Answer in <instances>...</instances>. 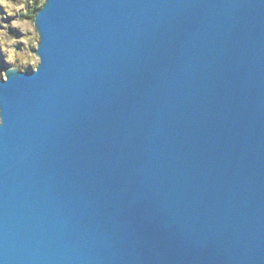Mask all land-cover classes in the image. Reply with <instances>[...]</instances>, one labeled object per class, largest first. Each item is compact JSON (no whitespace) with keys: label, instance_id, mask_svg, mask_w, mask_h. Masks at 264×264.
<instances>
[{"label":"water","instance_id":"water-1","mask_svg":"<svg viewBox=\"0 0 264 264\" xmlns=\"http://www.w3.org/2000/svg\"><path fill=\"white\" fill-rule=\"evenodd\" d=\"M0 79V264H264V0H46Z\"/></svg>","mask_w":264,"mask_h":264},{"label":"rangeland","instance_id":"rangeland-1","mask_svg":"<svg viewBox=\"0 0 264 264\" xmlns=\"http://www.w3.org/2000/svg\"><path fill=\"white\" fill-rule=\"evenodd\" d=\"M45 2L39 0V6ZM35 3L36 0H3L0 4V79L7 69L33 72L40 63L35 53L40 41L34 25L38 14ZM10 21H15V26Z\"/></svg>","mask_w":264,"mask_h":264},{"label":"trees","instance_id":"trees-1","mask_svg":"<svg viewBox=\"0 0 264 264\" xmlns=\"http://www.w3.org/2000/svg\"><path fill=\"white\" fill-rule=\"evenodd\" d=\"M42 7H43V5L39 6V0H36V3H35L36 14L38 13L39 10H41Z\"/></svg>","mask_w":264,"mask_h":264},{"label":"clouds","instance_id":"clouds-1","mask_svg":"<svg viewBox=\"0 0 264 264\" xmlns=\"http://www.w3.org/2000/svg\"><path fill=\"white\" fill-rule=\"evenodd\" d=\"M3 3V0H0V4ZM9 23H11L13 26H15V21H10ZM0 123H2V121H0Z\"/></svg>","mask_w":264,"mask_h":264}]
</instances>
